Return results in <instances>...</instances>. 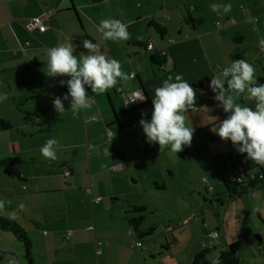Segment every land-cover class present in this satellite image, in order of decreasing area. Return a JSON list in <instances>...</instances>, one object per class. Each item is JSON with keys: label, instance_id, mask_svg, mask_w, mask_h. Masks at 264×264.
<instances>
[{"label": "crops", "instance_id": "0c3cea01", "mask_svg": "<svg viewBox=\"0 0 264 264\" xmlns=\"http://www.w3.org/2000/svg\"><path fill=\"white\" fill-rule=\"evenodd\" d=\"M214 3L231 4L232 9L217 15L210 8ZM38 16H45L48 29L31 34L27 27ZM249 16L258 22L247 23ZM109 18L126 24L132 21L131 39L104 40L97 26ZM155 25L165 28L167 35L163 37ZM69 39L77 45V55L87 54L84 39L98 42L109 59L120 61L122 71L135 72L136 78L118 83L119 91L110 89L101 95L88 88L89 109L74 114L65 100L66 111L59 114L53 100L67 93V84L61 86L60 81L70 77L46 75V50ZM261 39L264 0H0V94H7L0 102V119L12 124L11 129L0 130V199L12 200L0 218L13 219L26 231L33 243L34 264H94L95 258L99 264V239L125 237L130 221L140 216L133 207H146L145 222L149 215L155 216L153 201L162 200L158 192L168 188L165 175L177 178L178 166L193 156V148L202 152L194 142L177 154L170 146L156 154L151 151L154 143L146 146L139 121L151 120L155 88L177 74L191 84L199 110H189L187 115L195 129L193 137L205 133L211 141L208 148L216 141L212 128L228 115L214 99L211 78L237 59L251 63L257 79L263 78ZM150 42L153 51L147 50ZM157 54H165L164 64L153 62ZM137 89L146 100L125 106V96ZM236 102L254 107L246 92ZM108 128L116 132L110 144ZM48 139L58 141L55 161L40 152ZM114 147L123 160H115ZM213 152L215 157L229 155L225 150ZM223 163L224 170L218 167L227 187L234 182L235 170L231 161ZM206 172L201 176L206 190L222 193L217 172ZM187 174L191 177L192 170ZM186 188L197 191L191 182ZM20 203L26 206L23 211L18 209ZM218 213H204L200 220L206 227L208 217L217 218ZM91 222L94 230H90ZM188 224L185 219L181 226ZM128 233L132 237L131 229ZM213 233L218 232L205 233L212 244L201 245L200 251H217L211 262L234 242H215L221 235L213 239ZM11 236L0 230V263L8 259L9 264L14 257ZM115 245L109 242L105 247L106 263L123 247ZM18 264H24L19 253Z\"/></svg>", "mask_w": 264, "mask_h": 264}, {"label": "clouds", "instance_id": "9594fccd", "mask_svg": "<svg viewBox=\"0 0 264 264\" xmlns=\"http://www.w3.org/2000/svg\"><path fill=\"white\" fill-rule=\"evenodd\" d=\"M210 8L217 15H221L229 13L232 5L214 3ZM246 22L256 24L258 21L249 16ZM131 23L129 21L126 24L115 18L102 19L97 31L106 41H127L131 39L128 31ZM82 45L87 54L81 52L77 55V45L71 43L70 39L46 50V75L52 78L70 77L67 81H60L61 86L67 84V93L63 97L56 96L53 100L54 109L59 114L66 111L63 103L65 100L70 101V111L74 114L89 109L92 105L88 88L95 95L104 94L110 89L119 91L118 83L136 77L135 72L129 74L122 71L120 61L109 59L98 42L84 39ZM259 46L264 49V39L259 41ZM209 87L215 93L214 99L228 114L212 131L221 140H230L238 153L246 154L247 160L264 167V83L258 81L254 66L245 59L233 60L230 66L222 68L211 78ZM245 92L254 107L236 102ZM5 99L7 94H0V102ZM145 100L143 92L138 90L130 95L125 106ZM189 110H199L196 107V90L181 74H177L174 80L169 76L162 86L154 90L151 120L142 118L139 121L147 142L158 144L159 151L170 146L171 152L176 154L182 152L185 146H190L195 129L187 115ZM143 115L145 114L142 113ZM215 119L217 121L218 118ZM107 136L110 144L116 137V132L108 128ZM58 146L56 139H48L40 148L41 155L50 161L57 160ZM11 204V199H0V212L5 210L6 205ZM25 207L23 203L18 205L20 211ZM12 218H15V214ZM9 264H16V261L10 260ZM215 264H219V260Z\"/></svg>", "mask_w": 264, "mask_h": 264}, {"label": "rangeland", "instance_id": "374dc122", "mask_svg": "<svg viewBox=\"0 0 264 264\" xmlns=\"http://www.w3.org/2000/svg\"><path fill=\"white\" fill-rule=\"evenodd\" d=\"M215 139L213 145L209 146L210 149L207 145L211 141L207 139L205 133L200 137H193L192 142L202 149L201 154L193 148V156L191 155V158L178 166L177 178L171 180L167 174L165 175L168 188L158 192L162 200L158 197L156 198L158 203L153 201V208H157L155 216L149 215L147 221L142 223L140 232H136L129 223L133 231L132 237L129 236L130 229H128L125 237L99 239L109 241L112 245H123L111 256L109 263L105 262L106 254L101 256L99 264H191L195 255L201 251V245L211 246V239L205 236V233H210L211 230L221 235L215 242L219 243L227 239L234 241L233 243H242L240 264H264V242L260 244L257 237L264 239V185L260 184L254 192L232 199L218 167L224 170V159H227L230 165L229 155L215 157L213 152L215 149L230 153L229 140H221L218 135ZM191 170L190 177L187 171L191 172ZM206 171L217 172L220 176L222 193L213 195L207 192L206 184L202 183L201 177ZM204 178L208 177L204 176ZM190 182L194 183L197 191L192 192L191 189L186 188ZM218 198L225 202L224 206L217 201ZM199 205L204 208L198 209ZM217 207L220 210H216ZM217 211H219L217 218L208 217L205 227L200 220L202 215ZM185 219L189 220L190 224L181 226ZM93 224L91 222L89 225L95 227ZM170 227L176 229L168 232ZM144 233L147 234L143 237ZM10 238L14 240L16 249L11 259L18 264L19 253L20 263L29 264L24 258V245L18 240L16 242L13 236ZM138 243L142 246L137 247ZM106 248L104 252H107ZM213 253L217 251L211 250L209 259H212ZM95 259L94 264H97ZM5 260L0 264H7L8 261Z\"/></svg>", "mask_w": 264, "mask_h": 264}, {"label": "trees", "instance_id": "16d2710c", "mask_svg": "<svg viewBox=\"0 0 264 264\" xmlns=\"http://www.w3.org/2000/svg\"><path fill=\"white\" fill-rule=\"evenodd\" d=\"M157 31L165 37L167 35V30L163 27L155 25ZM162 55V54H161ZM157 54L152 57L153 62L161 65L165 63L164 55L161 56ZM260 83H264V77L258 80ZM67 90V89H66ZM68 91V90H67ZM12 128V124L4 119H0V130H9ZM145 144L148 148H150V143L145 140ZM230 145V153L229 159L231 161L232 167L235 170L234 172V182H231L227 187L229 188V194L232 199L240 198L243 195L249 194L250 192H254L257 187L262 184L264 185V167L258 165L254 161H250L246 159V154H240L237 152L236 148L233 146L232 142L229 140ZM153 153H158L159 145L155 144L154 148H151ZM114 158L116 161L123 160V157L119 150L114 147ZM251 174H256L257 178L255 180L251 179ZM260 176L262 178H260ZM242 178V183H238L237 179ZM208 192V191H207ZM220 204L224 205L225 202L218 198L217 200ZM133 212L140 214V216L133 218L130 223L136 232H140L142 223L144 222L145 216L144 213L147 212L146 207H133ZM173 228V227H172ZM176 228H173V231ZM0 230L9 232L13 234V236L24 245L25 254L24 258L29 264H34V260L32 257L33 243L26 231L15 221L0 218ZM171 231V232H173ZM147 233L143 234V237ZM260 244H262L261 237L257 236ZM242 251V243L236 242L229 246V248L222 252L217 260H219V264H240V253ZM210 251L203 250L202 252L195 255L191 264H215V262H211L208 258Z\"/></svg>", "mask_w": 264, "mask_h": 264}, {"label": "built area", "instance_id": "2783aa9c", "mask_svg": "<svg viewBox=\"0 0 264 264\" xmlns=\"http://www.w3.org/2000/svg\"><path fill=\"white\" fill-rule=\"evenodd\" d=\"M45 21H46L45 16H38V17L33 18L31 20V22L29 23L28 27H27L28 32L31 33V34L34 33V32H40V33L46 32L48 27H47ZM218 25H220V24L218 23ZM154 49H155L154 44L152 42H150L149 45L147 46V50L148 51H153ZM66 89H67V85H66ZM138 90L142 91L141 89H137L135 91H138ZM134 92H132V93H134ZM132 93H130V94L125 96V103H126V101L128 100V98L130 97V95ZM136 103H142V102L141 101H137ZM67 175H69V173H67ZM250 176H251L252 180H255L257 178L256 174H251ZM260 178H262V177L260 176ZM237 181H238V183H242V178H238ZM100 201H101V199L97 200V202H100ZM90 230H94V227H90ZM168 231L169 232L173 231V228L170 227L168 229ZM218 237H219V233H213L212 234V238L213 239H217ZM107 246H109V242L108 241H99L98 242V251H97L98 256H102L104 254V248L107 247ZM141 246H142L141 243L137 244V247H141Z\"/></svg>", "mask_w": 264, "mask_h": 264}]
</instances>
